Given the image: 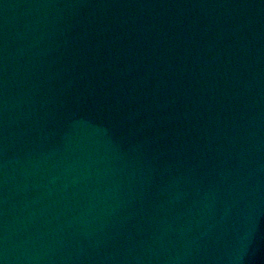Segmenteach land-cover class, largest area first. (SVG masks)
Segmentation results:
<instances>
[{"label": "water", "instance_id": "1", "mask_svg": "<svg viewBox=\"0 0 264 264\" xmlns=\"http://www.w3.org/2000/svg\"><path fill=\"white\" fill-rule=\"evenodd\" d=\"M0 264H264V0H0Z\"/></svg>", "mask_w": 264, "mask_h": 264}]
</instances>
